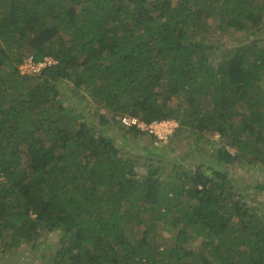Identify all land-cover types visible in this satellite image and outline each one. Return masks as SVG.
I'll return each instance as SVG.
<instances>
[{"label": "trees", "instance_id": "16d2710c", "mask_svg": "<svg viewBox=\"0 0 264 264\" xmlns=\"http://www.w3.org/2000/svg\"><path fill=\"white\" fill-rule=\"evenodd\" d=\"M263 22L264 0H0V248H36L45 231L57 233L52 264H264V220L226 171L176 163L166 178L150 163L141 175L58 88H86L101 125L128 114L209 127L238 151L219 148L218 163L264 167V45L247 32ZM28 56L58 63L22 74ZM181 96L187 106L171 104ZM161 222L177 230L163 249Z\"/></svg>", "mask_w": 264, "mask_h": 264}, {"label": "rangeland", "instance_id": "374dc122", "mask_svg": "<svg viewBox=\"0 0 264 264\" xmlns=\"http://www.w3.org/2000/svg\"><path fill=\"white\" fill-rule=\"evenodd\" d=\"M247 32H250L249 35H252L251 32H255L256 37L264 45V22L259 29L254 28ZM244 33V30H235L221 36L218 32H215L213 40L228 43ZM216 54L211 53L213 62H216ZM81 63L82 60H79L77 65ZM58 88L60 91L59 98L66 110L68 112L73 111L75 116L82 118L81 120L85 122H93L94 126L104 136L112 139L121 155L129 157L135 162L139 174H146L150 163L159 167L163 173L162 175L166 178L177 176L175 166L179 163L187 169H195V167L201 166L202 170L205 171L207 168L222 172L226 171L229 183L236 193H246L247 199L243 200V203L251 208V214L254 213L256 218L264 220V190L259 193L255 192L256 184L264 183V167L259 163L248 162V159L241 158L235 163H218L217 151L219 148H225L232 154L238 153L235 148L228 145L225 137L215 135L219 130L215 131V129L207 127L203 131L197 129L198 132L196 131L194 134L190 130L176 129L167 141H159L148 134H135L133 130L122 127L119 122L112 121L107 125H101L96 112L106 113V111L97 106L86 88H76L67 79L59 81ZM187 103L189 101L182 96L175 97L171 101V104L175 106L180 104L187 106ZM195 104L197 103L195 102ZM107 116L110 119L113 117V113L109 112ZM166 223L161 222L156 227L157 233L153 241L154 244L160 246V249L171 246L174 235L177 234V230ZM140 229L144 231L145 226L142 225ZM191 232L192 237H190L186 246L192 249L199 248L200 250L202 239L196 232ZM140 235L141 233L137 228L132 232L134 238L140 237ZM1 243L5 244L3 240H0ZM34 243H37L38 247L35 248L33 242H25L20 247L12 248L5 245L3 247L2 245L0 248V264H52L51 257L58 247L57 233L42 231L38 234ZM202 250H204L203 247Z\"/></svg>", "mask_w": 264, "mask_h": 264}, {"label": "built area", "instance_id": "2783aa9c", "mask_svg": "<svg viewBox=\"0 0 264 264\" xmlns=\"http://www.w3.org/2000/svg\"><path fill=\"white\" fill-rule=\"evenodd\" d=\"M57 63L58 61L50 56H46L39 62H36L32 56H29L23 60L19 68L22 74L35 75L46 67L56 65ZM118 120L123 127L127 129L137 128L145 134L156 137L159 141H167L179 126L178 122L174 119L147 122L140 117L128 114L118 117ZM215 135L217 137L220 136L217 132Z\"/></svg>", "mask_w": 264, "mask_h": 264}]
</instances>
